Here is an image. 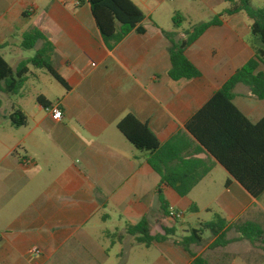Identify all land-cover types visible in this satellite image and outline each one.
Listing matches in <instances>:
<instances>
[{
    "label": "crops",
    "instance_id": "0c3cea01",
    "mask_svg": "<svg viewBox=\"0 0 264 264\" xmlns=\"http://www.w3.org/2000/svg\"><path fill=\"white\" fill-rule=\"evenodd\" d=\"M240 15L223 18L185 51L200 77L173 81L168 76L170 43L156 23L143 25L145 34L131 32L109 49L88 4L0 0V54L15 57V69L29 59L23 57V34L37 28L53 44V66L69 86L54 100L38 95L59 105L60 120L37 101L27 110L11 104L5 113L0 136V264H192L193 257L175 240L206 222H185L184 212L197 213L201 207L228 222L264 223V195L253 198L218 163L186 198L163 187L168 207L183 214L177 222L165 216L157 194L160 178L148 164V153L137 150L118 128L131 115L161 144L184 130L255 55L258 42ZM173 31L182 37L180 28ZM36 72L31 71L16 95L31 86ZM260 102L253 101L246 86L236 87L234 104L252 123L264 116V100ZM14 108L26 115L25 126L11 124ZM218 175L219 191L210 195ZM196 190L200 200L191 197ZM143 219L152 237L164 235V228L175 229V236L149 245L138 242L140 234L130 227ZM228 236L238 238L234 231ZM214 240L192 251L210 264H263L264 249L258 246L250 244L242 254L232 248L244 241L210 249ZM33 247L41 251L39 257L30 255Z\"/></svg>",
    "mask_w": 264,
    "mask_h": 264
},
{
    "label": "trees",
    "instance_id": "16d2710c",
    "mask_svg": "<svg viewBox=\"0 0 264 264\" xmlns=\"http://www.w3.org/2000/svg\"><path fill=\"white\" fill-rule=\"evenodd\" d=\"M79 5L90 6L96 26L109 49H113L128 34H145L144 13L132 0H77ZM229 6L207 22L193 26L182 33L161 30L169 41L171 67L168 76L173 81L192 80L200 77L199 70L189 61L185 51L209 28L220 26L223 18L245 14L251 21L250 31L258 42L255 55L217 90L212 97L186 123L185 129L161 144L147 125L128 115L118 125L125 138L139 151L148 153L149 166L159 175L157 194L165 216L179 221L169 213V207L162 198L163 187L174 190L186 198L218 163L231 179L238 182L253 198L264 195V116L252 123L234 104L235 89L246 86L250 97L264 100V7L253 8L251 0H224ZM23 17H25L23 15ZM183 17L177 14L173 19L174 28H180ZM41 44L37 48L38 44ZM21 47L34 50L33 57L21 62L15 69L0 54V90L16 95L24 87L29 74L45 71L66 90L69 86L53 66L54 46L37 28H31L22 36ZM4 87H1V84ZM44 108L52 106L43 96L36 98ZM15 127L25 126L26 115L20 109H13L9 116ZM201 154L205 158L200 157ZM231 182L229 179L225 186ZM192 211H197L193 207ZM234 231L238 238L229 239ZM130 232L140 234L138 242L149 245L152 241H165L175 236V229L164 228L165 234L152 237L146 219ZM209 232L214 242L210 249L224 248L236 241H248L264 249V228L255 222H228L215 213L211 222L202 223L191 229L185 237L175 242L193 257L192 264H210L204 255H196L193 247L201 246L204 235Z\"/></svg>",
    "mask_w": 264,
    "mask_h": 264
},
{
    "label": "rangeland",
    "instance_id": "374dc122",
    "mask_svg": "<svg viewBox=\"0 0 264 264\" xmlns=\"http://www.w3.org/2000/svg\"><path fill=\"white\" fill-rule=\"evenodd\" d=\"M146 14V18L143 22V25H150L156 23L158 26L162 27L164 30L173 31L174 24L173 19L177 14H180L183 17V22L180 26V31L183 33L190 30L193 26L198 25L203 22L210 21L217 14H220L224 9H226L229 4L224 0H151V1H139L132 0ZM251 6L253 8H263L264 0H251ZM245 24H251V21L245 14L239 16ZM16 40V39H15ZM34 50H24L23 57L31 58L34 56ZM6 61L11 65L15 66L16 58L15 57H4ZM38 77H31L30 85L26 87L18 95H10L2 90H0V136L3 132L2 125L5 122V113L9 111L11 104H16L15 106H21L24 110H27L35 105L36 97L39 94H44L46 97L51 100L56 99L62 91V86L47 72L37 71ZM1 87H4V84H1ZM244 89V88H243ZM239 94V93H237ZM241 99L237 97L236 103L239 104ZM255 103H261L260 100L253 98ZM221 169V168H220ZM219 175L213 179L211 184L212 190L210 195L216 194L219 191V186L221 181H219ZM207 184L210 183V180H207ZM218 188V189H217ZM199 192H193V198L198 197ZM202 202V200H201ZM261 202L264 205V196L261 198ZM183 218L185 222H193L195 225L201 222H211L213 220V215L204 211L201 207L199 212L186 211L183 213ZM264 228V223L260 224ZM229 237V236H228ZM212 239V236L209 232H206L204 235V242L201 246L193 247L197 252L205 248ZM250 242L244 241L242 244L233 247L232 250H240L242 254L246 249L251 248ZM256 247V245H253ZM259 247V246H258ZM264 257V254H263ZM264 264V261H263Z\"/></svg>",
    "mask_w": 264,
    "mask_h": 264
},
{
    "label": "built area",
    "instance_id": "2783aa9c",
    "mask_svg": "<svg viewBox=\"0 0 264 264\" xmlns=\"http://www.w3.org/2000/svg\"><path fill=\"white\" fill-rule=\"evenodd\" d=\"M139 1H151V0H139ZM46 110L51 113V115L57 119V120H60L62 118V111L59 107L58 104L56 105H52L48 108H46ZM26 164H30L29 161H26ZM169 213L172 217H175L177 219H181L182 218V213L181 212H178V211H175L172 207L169 208ZM41 254V251L37 248V247H33L31 250H30V255L32 257H39Z\"/></svg>",
    "mask_w": 264,
    "mask_h": 264
}]
</instances>
